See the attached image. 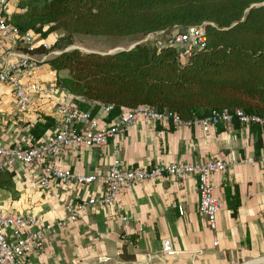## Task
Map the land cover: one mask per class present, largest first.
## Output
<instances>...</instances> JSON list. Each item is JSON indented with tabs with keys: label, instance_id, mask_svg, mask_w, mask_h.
Listing matches in <instances>:
<instances>
[{
	"label": "crops",
	"instance_id": "0c3cea01",
	"mask_svg": "<svg viewBox=\"0 0 264 264\" xmlns=\"http://www.w3.org/2000/svg\"><path fill=\"white\" fill-rule=\"evenodd\" d=\"M15 5L14 0L8 4V21ZM48 75V68L40 71V79L45 80ZM52 104L53 98H41L23 112H15L11 89L0 85V144L20 146L28 141L26 133L37 114H51ZM112 121L113 117L100 114L97 125L104 127ZM255 142L256 133L239 123L213 125L203 131L139 119L100 146L63 148L55 165L83 175L106 169L114 158L121 166L134 168L154 163L227 161L223 170L211 175L215 194L222 200L215 228L209 229L196 210L195 175L180 181L162 176L135 181L119 191L118 202L126 222L101 205L87 206L81 212L82 222H68L56 235H46L42 246L25 255L26 263L118 260L123 264H240L263 255L264 162L260 158L264 156V130L259 132L257 147ZM41 171L42 162H38L14 163L0 172V211L33 214L36 227L61 218L64 200L76 202L101 192L99 180L83 186L74 182L61 185L50 178L46 186H41ZM177 205L181 206V213ZM164 237L169 238L173 255L160 253V240ZM121 244L124 254L133 255V260L119 258ZM262 260L264 257L253 258L245 264Z\"/></svg>",
	"mask_w": 264,
	"mask_h": 264
},
{
	"label": "trees",
	"instance_id": "16d2710c",
	"mask_svg": "<svg viewBox=\"0 0 264 264\" xmlns=\"http://www.w3.org/2000/svg\"><path fill=\"white\" fill-rule=\"evenodd\" d=\"M20 4L26 11L12 14L9 22L47 36L50 49L64 47L80 33L142 37L203 24V46L182 60L173 46L145 42L110 53L71 48L48 58L45 80L83 98L77 103L81 110L95 114L99 103H110L108 119L120 108L139 104L183 119L223 107L264 116V0H24ZM58 29L61 37L49 35ZM57 122L53 110L37 114L27 130L28 141L20 146L39 143L55 131ZM248 126L256 133L257 147L264 126ZM118 256L133 260V255L124 254L123 244Z\"/></svg>",
	"mask_w": 264,
	"mask_h": 264
},
{
	"label": "built area",
	"instance_id": "2783aa9c",
	"mask_svg": "<svg viewBox=\"0 0 264 264\" xmlns=\"http://www.w3.org/2000/svg\"><path fill=\"white\" fill-rule=\"evenodd\" d=\"M10 1L12 0H0V85L11 89L13 108L18 113L26 110L34 101L53 98L52 110L58 122L53 133L46 134L34 145L22 147L0 144V172L11 168L14 163L35 165L42 162L38 179L41 186H46L50 178L61 185L74 182L83 186L99 180L101 192L97 196L81 198L76 202L64 200L61 204V218L36 227L37 221L33 214H6L0 211V264H27L25 255L42 246L46 235H56L68 222H82L81 212L87 206L101 205L126 222L127 217L122 215L118 202L119 191L131 187L135 181L157 180L162 176H171L180 181L187 175H195L198 195L196 210L204 219L205 225L213 230L222 200L215 194L216 186L211 175L227 166L228 162L225 160L154 163L134 168L121 166L119 160L114 158L106 169L83 175L56 166L57 156L63 148L100 146L115 135L123 133L139 119L169 123L173 127H197L206 131L210 126L230 123L232 119L244 125L264 126V116L247 114L238 108L230 111L223 107L211 110L204 116L183 119L174 112L159 111L139 104L132 108H120L109 125L98 127V116L107 114L112 109V104L99 103L96 113L92 114L89 109L78 108L77 103L84 101L83 98L64 92L48 80L40 79V71L47 68V59L60 51L49 48L47 36L42 37L29 29L20 30L10 23ZM22 1L24 0H14L16 5L13 13L21 14L26 11V6L20 4ZM152 35L154 37L149 40ZM140 42L154 47L173 46L177 49L178 59L182 60L187 58L192 49L203 46L204 27L199 24L173 27L168 32L159 30L142 36ZM34 47L41 50L31 52ZM260 160L264 162V156ZM176 208L179 213L182 212L180 205ZM212 244H216L215 236ZM159 251L164 256L174 254L169 238L160 240Z\"/></svg>",
	"mask_w": 264,
	"mask_h": 264
},
{
	"label": "rangeland",
	"instance_id": "374dc122",
	"mask_svg": "<svg viewBox=\"0 0 264 264\" xmlns=\"http://www.w3.org/2000/svg\"><path fill=\"white\" fill-rule=\"evenodd\" d=\"M14 14V13H13ZM177 27V26H176ZM49 35H53L54 39H58L59 36H62L61 30H53ZM154 36H150L148 39L151 40ZM140 36H104V35H87V34H76L70 37V42L62 48H53L54 51H62L65 49L76 48L81 51H99V52H106L115 48H126L132 46L136 42H140ZM62 43V41H60ZM259 257V258H258ZM264 257L263 255H259L256 257H250L245 259L240 264H245L249 259L255 258L258 260ZM247 260V261H246ZM123 264L118 260H97L93 262H79L76 264ZM258 264H264V260H262Z\"/></svg>",
	"mask_w": 264,
	"mask_h": 264
},
{
	"label": "water",
	"instance_id": "95a60500",
	"mask_svg": "<svg viewBox=\"0 0 264 264\" xmlns=\"http://www.w3.org/2000/svg\"><path fill=\"white\" fill-rule=\"evenodd\" d=\"M254 5V4H253ZM252 6V5H251ZM250 7V6H249ZM136 43H138V42H136ZM134 45V44H133ZM132 45V46H133ZM132 46H129V47H126V48H130V47H132ZM119 49H122V48H115V49H112V50H109V51H106L107 53H110V52H113V51H115V50H119ZM65 50H67V49H65Z\"/></svg>",
	"mask_w": 264,
	"mask_h": 264
}]
</instances>
